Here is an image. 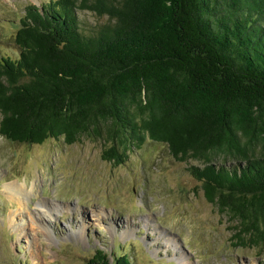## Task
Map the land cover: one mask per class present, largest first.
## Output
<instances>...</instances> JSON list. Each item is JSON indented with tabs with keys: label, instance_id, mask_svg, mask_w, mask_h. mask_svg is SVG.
<instances>
[{
	"label": "trees",
	"instance_id": "1",
	"mask_svg": "<svg viewBox=\"0 0 264 264\" xmlns=\"http://www.w3.org/2000/svg\"><path fill=\"white\" fill-rule=\"evenodd\" d=\"M78 10L107 21L86 31ZM14 40L3 136L101 139L115 163L147 137L165 143L200 161L188 171L237 221L238 244L264 248V0H48L26 6ZM85 264L132 263L97 251Z\"/></svg>",
	"mask_w": 264,
	"mask_h": 264
},
{
	"label": "rangeland",
	"instance_id": "2",
	"mask_svg": "<svg viewBox=\"0 0 264 264\" xmlns=\"http://www.w3.org/2000/svg\"><path fill=\"white\" fill-rule=\"evenodd\" d=\"M46 2L0 0V57H18L14 36L26 6ZM77 13L86 31L107 21ZM105 147L85 136L27 144L0 133V264H85L97 251L109 261L126 253L132 264L264 262V248L238 244L237 221L207 200L188 171L200 161H180L149 137L121 163L104 159ZM24 183L29 192L18 199L5 188ZM24 202L30 212H22ZM37 202L50 207L52 221L34 214ZM16 210L21 214L13 216Z\"/></svg>",
	"mask_w": 264,
	"mask_h": 264
},
{
	"label": "bare ground",
	"instance_id": "3",
	"mask_svg": "<svg viewBox=\"0 0 264 264\" xmlns=\"http://www.w3.org/2000/svg\"><path fill=\"white\" fill-rule=\"evenodd\" d=\"M5 188H6V189H9V193H10L11 197H12V198H15V199H18L17 197H18L20 191H21V193H25V194L29 192V190H28V188H27V186H26V183H24L23 185L14 184V185H11V186H9L8 184H5ZM25 203H26V202L22 203V205H23L22 212H30V210H29L30 206H29L28 204H25ZM24 205H25V206H24ZM54 206H56V205H54ZM49 208H50V207H47L46 204H43V203H41V202H37V203H35L34 214L37 215V216H39V218H40L41 220H43V221H44L45 216H46V217H50V221H52L53 219H52L51 217H53L54 214H53V212H51V210H50ZM68 208H69V207H68ZM18 210H19V209H18ZM18 210H16V211L13 213V216H14L15 214H19V215L21 214V212L18 211ZM83 215H84V214H83ZM54 216H55V215H54ZM47 221H48V220H45L46 224L48 225V222H47ZM82 222H84V223L88 222L86 216H85V219H83ZM133 225H134V223H133ZM17 226H18V227H21V223L19 222V223L17 224ZM158 245H159V244H158Z\"/></svg>",
	"mask_w": 264,
	"mask_h": 264
}]
</instances>
